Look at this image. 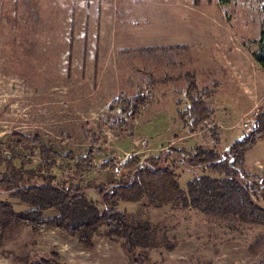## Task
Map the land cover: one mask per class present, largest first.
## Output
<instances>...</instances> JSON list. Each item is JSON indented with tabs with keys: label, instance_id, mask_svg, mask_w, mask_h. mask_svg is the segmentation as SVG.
Instances as JSON below:
<instances>
[{
	"label": "rangeland",
	"instance_id": "1",
	"mask_svg": "<svg viewBox=\"0 0 264 264\" xmlns=\"http://www.w3.org/2000/svg\"><path fill=\"white\" fill-rule=\"evenodd\" d=\"M263 25L264 0H0V147L14 132L38 134L59 154L52 171L57 182L87 186L118 177L115 166L101 165L123 163L135 150L140 159L161 148L196 145L223 154L250 132L243 121L264 109V71L252 56ZM190 74L199 90L213 89L206 104L219 111L194 133L185 113ZM139 93L147 101L135 118L126 119L122 131L112 128L120 116L108 109L112 99ZM29 154L24 168L38 170L37 150ZM255 160L264 166V135L245 151L241 169L256 170ZM176 172L183 189L194 177L222 176L181 165ZM87 197L102 208L93 192ZM0 199L16 211L27 209L17 199ZM117 208L132 221L150 222L147 255L154 264H264V224L218 219L174 203L158 207L146 199ZM105 231L88 250L53 229L12 227L0 244V264L39 256L55 264H131L124 238Z\"/></svg>",
	"mask_w": 264,
	"mask_h": 264
},
{
	"label": "trees",
	"instance_id": "2",
	"mask_svg": "<svg viewBox=\"0 0 264 264\" xmlns=\"http://www.w3.org/2000/svg\"><path fill=\"white\" fill-rule=\"evenodd\" d=\"M73 22L71 32L73 30ZM73 35L69 38L67 57L68 71L71 68ZM257 50L252 53L254 61L264 71V25L259 32ZM87 46L84 45L83 54ZM98 54L95 53V61ZM185 109L189 119V132L202 126L212 115L206 99L213 89L199 90L190 74ZM144 94L127 97L120 94L110 102V113L120 111L112 128L122 131L126 119H134L146 103ZM214 142L219 141L218 133L211 132ZM264 135V109L256 116L252 130L236 139L223 154L214 148L196 145L190 150L184 147H167L156 156L140 159L133 154L121 166L124 173L105 184L83 185L80 182L68 185L57 182L52 171L58 167L59 154L51 145L41 142L38 134L26 135L20 132L11 134L9 143L0 147V195L17 199L27 209L16 211L9 200L0 199V244L6 231L12 227H28L34 232L47 229L56 230L73 237L85 249L94 248L93 238L102 227L104 236L117 235L124 238L122 247L131 264H154L149 261L147 249L150 245L151 224L148 221H132L128 213L117 208L120 202L139 203L146 199L155 206L169 203L181 208H192L218 219H233L245 224H264V172L261 176L252 175L241 169L243 155ZM37 150L40 164L35 168H24L29 163L25 152L31 155ZM7 153H4V152ZM69 158H72L69 157ZM19 161V166L15 164ZM185 168L211 169L222 176L207 175L194 177L186 182V188L179 185L177 166ZM114 166L109 160L101 165L103 169ZM40 169V170H39ZM41 179V181H37ZM93 192L102 208L87 197ZM54 209L57 215L44 217L43 213ZM57 258V254H52ZM15 264H55L50 257L39 256L17 259Z\"/></svg>",
	"mask_w": 264,
	"mask_h": 264
},
{
	"label": "crops",
	"instance_id": "3",
	"mask_svg": "<svg viewBox=\"0 0 264 264\" xmlns=\"http://www.w3.org/2000/svg\"><path fill=\"white\" fill-rule=\"evenodd\" d=\"M244 111H246V110H244ZM219 111H214L213 109H212V113H213V116H217L216 114L218 113ZM247 112H250V110H248V111H246V113ZM243 113V112H242ZM245 114V113H244ZM218 126L221 128V126H220V124H218ZM232 127V129H233V127H235V126H231ZM241 127H242V125H241ZM244 129V128H243ZM244 135V134H243ZM243 135H241V137L243 136ZM240 137V138H241ZM219 139H220V136H219ZM262 139H263V136H261L259 139H258V141L257 142H261L262 141ZM235 141V140H234ZM233 141V142H234ZM232 142V143H233ZM256 142V143H257ZM232 143H230V145L232 144ZM255 143V144H256ZM254 144V145H255ZM230 145L228 146V147H226L225 149H226V151L228 150V148L230 147ZM253 145V146H254ZM252 146V147H253ZM251 147V148H252ZM161 149H164V148H161ZM160 149V150H161ZM215 149V148H214ZM250 149V148H249ZM249 149H247L246 151H248ZM216 150V149H215ZM139 150H135L134 152H133V154H136L137 152H138ZM218 153H221L220 151H218V150H216ZM159 153H157V154H155V155H153V156H156V155H158ZM254 164H255V166L257 167V169L256 170H253V171H250V172H248L249 174H252V175H256V176H261L262 174H263V172H264V166H262L261 165V163L259 162V160H255L254 161ZM260 167H262L263 168V170H261V168ZM263 192H264V190H263ZM259 202H261V204L264 206V200H261V201H259ZM47 215H50V217H52V216H54V215H57V211L56 210H54V209H51V210H47V211H45L44 213H43V216L44 217H46ZM47 218H49V217H47ZM9 264H11V263H9Z\"/></svg>",
	"mask_w": 264,
	"mask_h": 264
},
{
	"label": "built area",
	"instance_id": "4",
	"mask_svg": "<svg viewBox=\"0 0 264 264\" xmlns=\"http://www.w3.org/2000/svg\"><path fill=\"white\" fill-rule=\"evenodd\" d=\"M255 118L256 117L252 115V117L244 120L243 123H242V128H244L246 131H251L252 128H253V124H254ZM114 166L116 167L117 175H121V174L124 173V170H123V168L121 166V163L114 162ZM61 169L63 170V171L62 170L61 171L63 173H65V167H62Z\"/></svg>",
	"mask_w": 264,
	"mask_h": 264
}]
</instances>
